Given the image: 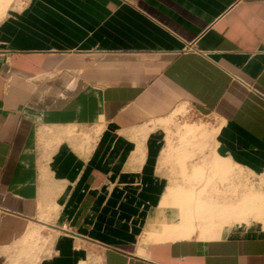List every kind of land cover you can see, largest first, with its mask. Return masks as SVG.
<instances>
[{"label": "crops", "instance_id": "1", "mask_svg": "<svg viewBox=\"0 0 264 264\" xmlns=\"http://www.w3.org/2000/svg\"><path fill=\"white\" fill-rule=\"evenodd\" d=\"M184 109L209 168L264 174V0H0V264H264L261 225L164 211L190 152L144 143Z\"/></svg>", "mask_w": 264, "mask_h": 264}, {"label": "rangeland", "instance_id": "2", "mask_svg": "<svg viewBox=\"0 0 264 264\" xmlns=\"http://www.w3.org/2000/svg\"><path fill=\"white\" fill-rule=\"evenodd\" d=\"M209 121L206 117L196 116L191 111L184 109L178 115L160 121L159 123L163 127L154 131L156 134L151 142L147 143V137L151 133L146 136L144 149L147 148V145L150 147V144H152L153 148L157 150L164 147V150L190 152L184 154L185 157H172L164 163L165 171L168 169V178L170 176L181 178L180 181H177V179L171 181L168 187L169 192L167 191L169 205L164 207V211L168 209V212L170 211L175 218L179 217L180 220L184 221V223L180 222L177 226L183 227L186 223L193 227L195 223V228H199L200 232L220 229L230 223H236L243 227L250 225L248 228L251 229L253 228V226L251 227L252 224L261 225L264 229V174L256 176L245 173L236 167L232 169V173L239 172L241 173L240 176L232 173L229 175L220 173L214 168L217 165L225 166L224 162L215 159L209 168L208 163L205 162L206 158L199 157L207 150L211 154L214 149L212 143L213 133L205 125ZM141 128L138 127L131 131L136 132ZM135 132H131V134ZM127 133L129 132L124 134ZM132 141L137 146V141L134 139ZM181 159L188 168L200 166L202 168L196 172L193 170L179 174V171L183 169V165L180 166L178 163ZM170 171L174 173L170 175ZM182 186H189L188 190H185L186 187L181 189ZM193 200H196L197 203L193 204ZM216 200L222 203H215ZM49 206L43 205L41 207L38 219H42L48 224H54L59 208L50 206L51 208L48 209ZM52 209L54 210L53 215L51 214ZM158 212L160 215L161 212ZM232 214L236 216L234 221L229 219ZM174 223L176 222L169 223V225L163 223L161 228L167 231L172 229ZM48 233H50L48 227H38L35 238L30 240L31 246L34 251L38 252L39 256L43 255L41 254L44 250L43 247L50 241Z\"/></svg>", "mask_w": 264, "mask_h": 264}, {"label": "bare ground", "instance_id": "3", "mask_svg": "<svg viewBox=\"0 0 264 264\" xmlns=\"http://www.w3.org/2000/svg\"><path fill=\"white\" fill-rule=\"evenodd\" d=\"M152 129H155V127H152Z\"/></svg>", "mask_w": 264, "mask_h": 264}]
</instances>
